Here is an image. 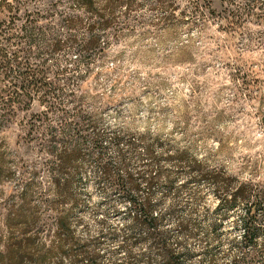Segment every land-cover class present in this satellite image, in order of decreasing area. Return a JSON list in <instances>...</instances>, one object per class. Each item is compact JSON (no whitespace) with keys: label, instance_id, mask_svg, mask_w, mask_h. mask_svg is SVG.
I'll return each instance as SVG.
<instances>
[{"label":"trees","instance_id":"obj_1","mask_svg":"<svg viewBox=\"0 0 264 264\" xmlns=\"http://www.w3.org/2000/svg\"><path fill=\"white\" fill-rule=\"evenodd\" d=\"M200 1L197 8L234 18L227 8L216 13L212 0ZM74 4L69 12H5L0 0V133L18 112L29 113L24 142L40 156L0 218V264H264L262 188L178 149L164 158L186 178L176 185L153 144L145 147L147 167L138 155L132 166V149L144 136L107 131L84 105L82 84L110 47L106 34L122 1L102 9L95 0ZM5 155L0 142V167ZM200 181L216 200L201 216L199 198L189 206L179 199ZM155 187L163 189L156 200ZM95 191L100 199L90 206ZM239 207L235 225L229 219Z\"/></svg>","mask_w":264,"mask_h":264},{"label":"rangeland","instance_id":"obj_2","mask_svg":"<svg viewBox=\"0 0 264 264\" xmlns=\"http://www.w3.org/2000/svg\"><path fill=\"white\" fill-rule=\"evenodd\" d=\"M95 1L102 9L108 0ZM120 1L113 10L115 26L106 34L110 47L82 84L84 105L99 115L107 131L144 136L132 149V166L138 155L142 169L147 167L145 147L153 144L159 165L171 169L176 185L186 178L164 158L178 149L264 190V0H212V9L222 14L227 8L232 20L197 8L200 0ZM74 2L1 0L5 12L41 13L69 12ZM28 118L29 113L18 112L0 133L6 149V163L0 167V218L9 200L17 199L31 180L30 170L40 159L24 142ZM40 180L45 186L46 179ZM162 195L163 189L156 193L155 187L153 198ZM196 198L200 216L202 209L216 205L203 181L189 183L179 199L189 206ZM99 199L95 191L90 206ZM242 214V207L236 208L229 222L236 225ZM86 219L92 217L87 214ZM236 234L233 230L230 236Z\"/></svg>","mask_w":264,"mask_h":264}]
</instances>
